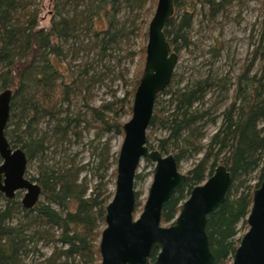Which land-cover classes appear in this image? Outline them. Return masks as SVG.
Segmentation results:
<instances>
[{
	"label": "trees",
	"instance_id": "16d2710c",
	"mask_svg": "<svg viewBox=\"0 0 264 264\" xmlns=\"http://www.w3.org/2000/svg\"><path fill=\"white\" fill-rule=\"evenodd\" d=\"M148 1L151 4L146 8ZM155 1L53 0L50 25L44 27L40 25L42 0H0V92L11 88L14 93L6 135L12 146L25 150L28 164L37 158L42 162L32 180L41 186L44 197L27 209L20 200L7 199L0 192V264H101L99 239L110 195L102 184L89 187L82 177L83 167L76 165L68 151L53 166L46 153L52 146L71 143L82 124L88 131L124 135L120 112L130 95L132 113L144 64L136 70L133 87L124 97L113 92L114 99L94 106L83 93L113 78L126 83L124 60L133 62L139 55L145 61L146 18L153 13ZM229 1L174 0L175 14L165 34L179 60L183 51L193 53L202 46L193 39L198 15L206 22L228 17ZM140 35L146 43L134 50L131 46ZM221 47L224 45L218 42L209 47L207 53L212 58L202 65L209 66L205 74L201 68L199 76L180 86L181 80L177 81L174 73L170 85L157 98L150 126L152 131L161 129L166 134L155 138L156 145L151 142L152 132L147 136L148 146L174 154L178 167L183 160L202 155L187 172L184 187L165 203L162 224L175 219L192 188L212 175L219 164L230 170L233 182L226 200L208 217L215 264L231 260L240 241L239 225L248 229L253 194L264 178V29L251 63L241 67L235 81L230 72L222 74ZM256 62L258 70L251 73ZM165 95L169 97L163 98ZM210 95L216 96V101ZM79 101L84 115L76 113ZM17 117L18 127L12 128ZM46 117L48 126L42 131L39 123ZM209 124L218 128L204 143ZM108 145L103 146L102 160L91 168L102 179L105 174L99 171L109 169ZM97 149L90 146L92 155ZM146 177L138 171L136 187ZM43 240L54 246L51 256L26 261L29 252L39 251L37 246ZM158 252L156 246L152 260Z\"/></svg>",
	"mask_w": 264,
	"mask_h": 264
},
{
	"label": "water",
	"instance_id": "95a60500",
	"mask_svg": "<svg viewBox=\"0 0 264 264\" xmlns=\"http://www.w3.org/2000/svg\"><path fill=\"white\" fill-rule=\"evenodd\" d=\"M175 13L174 0H158L149 22L144 72L136 89L132 117L124 123L116 188L106 207V223L100 239L101 264H214L207 234L208 215L226 200L233 178L219 165L204 184L195 186L171 225L162 224V211L187 174L180 171L174 154H164L147 144L158 96L170 85L179 55L172 49L165 27ZM13 90L0 92V190L12 198L25 190L23 204L32 208L40 199L41 186L25 177L28 157L6 136ZM155 164L143 211L136 216V175L142 160ZM249 229L241 239L233 264H264V178L254 191L248 216ZM160 252L150 261L153 248Z\"/></svg>",
	"mask_w": 264,
	"mask_h": 264
},
{
	"label": "rangeland",
	"instance_id": "374dc122",
	"mask_svg": "<svg viewBox=\"0 0 264 264\" xmlns=\"http://www.w3.org/2000/svg\"><path fill=\"white\" fill-rule=\"evenodd\" d=\"M185 2V0H183ZM155 7H153V13L148 16L147 24L149 27V22L152 19V16L155 12L156 5L158 0L155 1ZM151 1H148L146 4V8L149 7ZM42 12H41V20L40 25L44 27H48L50 25V20L52 17V6L53 0H42ZM198 8H200V4H196ZM227 9L229 12V16H218L216 20L206 22L202 18V15H198L195 21V29H194V41L196 43H202V46L198 48H194V52L190 53L188 51H183L182 57L180 58L176 69L175 74L176 80H181L179 83L180 86H183L192 79V77L199 76L198 70L204 69L205 71L202 74L206 73V70L209 66H202L207 63L211 58V54L207 53L209 47L215 46L216 43H221L224 45L222 48V58L219 61V65L222 66V74L226 72H230L232 76V81H235L237 75L241 72L243 65H249L251 63L252 54L255 48L258 47V39L260 38V34L264 29V0H230L227 3ZM227 11V13H228ZM148 42V40H147ZM145 39L143 36H138L134 39L132 44V49H139L141 45L145 44ZM147 45V44H146ZM146 60V59H145ZM145 66V61L139 59V55L136 56L135 61L126 62L124 60L122 68L126 67L128 71L127 82L124 83L121 80L110 79L107 80L103 84H96L90 90L84 91L83 95L87 96L91 104L94 106H99L107 101L114 99L113 92L116 93L117 97H124L126 91H129L133 87V79L135 78V73L137 69H141ZM258 70V62L255 63L253 70L251 73H254ZM183 78V80H182ZM112 91V92H111ZM128 102H131L130 95ZM211 100L217 99L216 96L210 95ZM169 96L165 95L163 98H168ZM128 102L125 103L121 112L120 118L121 121L126 122L132 117V113L129 110ZM81 101L78 102V106L76 107V113H81L84 115V109H82ZM213 102H211L212 104ZM65 108V106H64ZM49 118H43L40 120L39 128L44 131L48 126ZM20 121V118L17 117L13 120L12 128H15V124ZM220 123V120H219ZM218 123V125H219ZM85 124L81 125L79 128V135L74 136L71 143H65L62 146H52L47 151V162L49 165L53 166L55 162H59L61 160V156L63 152L66 150L70 155L75 157V163L77 166H82V177H85L88 181L89 187L92 188L94 184H102L103 190L106 192V195H110V199H112L115 188H116V178H117V165H118V157L119 152L124 140V135L108 133L103 134L102 131L96 129H90L88 131L84 128ZM218 125L209 124L207 126V135L204 139V143L209 142L210 137L216 132ZM18 126H16L17 128ZM149 132H152L151 142L156 145L155 138H161L165 136V131L158 129L152 131L149 129ZM99 134V138L97 137ZM102 136V137H101ZM107 140V141H105ZM105 143L109 144L110 152L108 157L107 167L109 169L104 171L102 168L99 171V174H105V178H99L97 175V171H91V168L95 167L99 164L100 160H102L100 154L102 151H106L103 146ZM97 146V154L92 155L90 152V146ZM156 147V146H155ZM202 155H198L197 158L185 159L180 164V171L186 173L197 163V159L201 158ZM104 160H106V155L104 154ZM42 162L39 158L33 161L28 165L27 176L29 178H33L38 176V171L40 169V165ZM155 169V164L150 160H142L139 168V172H142L147 175L144 182L137 185L136 189L139 193V207L137 209L136 215H140L143 210V206L147 200L150 184L153 180V173ZM257 181V180H256ZM256 181L252 182L255 183ZM91 191V190H89ZM44 197H42V200ZM0 204H3L0 201ZM166 225V224H164ZM241 227V225H240ZM242 228V227H241ZM246 230H243L238 234L241 236V233H244ZM32 245L30 244V247ZM53 245L46 241H41L37 248L38 252H29V254L25 257L26 261H34V260H44L47 257L51 256L53 252ZM229 264H232L230 262Z\"/></svg>",
	"mask_w": 264,
	"mask_h": 264
},
{
	"label": "flooded vegetation",
	"instance_id": "af4514ba",
	"mask_svg": "<svg viewBox=\"0 0 264 264\" xmlns=\"http://www.w3.org/2000/svg\"><path fill=\"white\" fill-rule=\"evenodd\" d=\"M6 130H7V128H6ZM6 133V132H5ZM7 136V135H6ZM8 138V137H7ZM9 140V139H8ZM3 162V160L1 159V157H0V163H2ZM29 165V164H28ZM28 165H27V169H28ZM219 165H223V164H219ZM218 165V166H219ZM217 166V167H218ZM225 166V165H224ZM216 167V168H217ZM215 168V169H216ZM27 169H26V174H25V177L26 178H28V179H30L31 181H33V182H36V181H34V180H32V178H29L28 176H27ZM214 172H215V170H214ZM213 172V173H214ZM211 176V175H210ZM210 176H208L207 178H206V180L205 181H203L201 184H204L206 181H207V179L210 177ZM187 177H188V174H187ZM37 183V182H36ZM201 184H199V185H201ZM193 189V188H192ZM0 192L4 195V197L5 198H7V199H18V200H20L21 201V203H22V205L25 207V205L23 204V198H24V195H25V190H18V191H16V194H15V196L14 197H12V198H10V197H8V196H6L5 195V193H3L1 190H0ZM189 196H190V194H189ZM188 196V197H189ZM188 199V198H187ZM187 199H185L184 200V202L187 200ZM40 200H42V193H41V197H40V199L38 200V202L40 201ZM38 202L35 204V205H37L38 204ZM184 202H182V204H181V208H182V205L184 204ZM253 204V203H252ZM34 205V206H35ZM34 206L32 207V208H34ZM252 207V206H251ZM25 208H27V207H25ZM181 208H180V210H181ZM28 209V208H27ZM180 210H179V212H178V214L180 213ZM143 211V210H142ZM142 211H141V213H142ZM251 211V210H250ZM214 212V211H213ZM140 213V214H141ZM212 213V212H211ZM178 214L176 215V217H175V219L171 222V223H169V224H166L167 226H169V225H171L172 223H174V221L176 220V218H177V216H178ZM136 216H138V215H136ZM249 216V215H248ZM208 217H209V215H208ZM164 225V224H163ZM240 225H241V227H240ZM239 225V228H240V231H239V233L240 232H242L243 230H246L244 233H241V236H238L237 235V238L240 240L239 241V243H238V246L240 245V243H241V239H242V237L244 236V234L247 232V230L249 229V225H248V217H247V225H248V229H245L244 227H243V224H240ZM207 227H208V223H207ZM238 233V234H239ZM207 234H208V231H207ZM102 235V234H101ZM208 236H209V234H208ZM100 239H101V236H100ZM100 239H99V244H100ZM209 241H210V238H209ZM156 246H158V245H156ZM155 246V247H156ZM238 246H237V248H238ZM154 247V248H155ZM159 247V246H158ZM210 247H211V242H210ZM153 248V249H154ZM237 248H236V250H237ZM99 249H100V246H99ZM211 250H212V247H211ZM236 250H235V252H234V254L232 255V257H231V260L227 263V264H229L230 262H232V264H233V260H234V255H235V253H236ZM152 252H153V250H152ZM159 252H160V247H159ZM158 252V253H159ZM213 252V251H212ZM158 253H157V255H158ZM214 254V253H213ZM100 255H101V253H100ZM157 255H156V257H157ZM152 253H151V256H150V261L152 262V261H154L155 259H156V257H155V259H153L152 260ZM215 257V256H214ZM214 264H215V261H214Z\"/></svg>",
	"mask_w": 264,
	"mask_h": 264
},
{
	"label": "bare ground",
	"instance_id": "6f19581e",
	"mask_svg": "<svg viewBox=\"0 0 264 264\" xmlns=\"http://www.w3.org/2000/svg\"><path fill=\"white\" fill-rule=\"evenodd\" d=\"M175 14V13H174ZM174 16V15H173ZM172 47V46H171ZM144 207V206H143ZM28 209H31V208H28ZM136 215V214H135Z\"/></svg>",
	"mask_w": 264,
	"mask_h": 264
}]
</instances>
